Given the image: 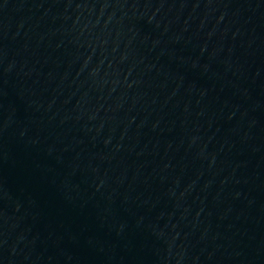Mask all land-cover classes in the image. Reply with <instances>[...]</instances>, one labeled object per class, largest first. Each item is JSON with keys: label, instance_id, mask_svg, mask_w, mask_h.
Listing matches in <instances>:
<instances>
[{"label": "water", "instance_id": "obj_1", "mask_svg": "<svg viewBox=\"0 0 264 264\" xmlns=\"http://www.w3.org/2000/svg\"><path fill=\"white\" fill-rule=\"evenodd\" d=\"M0 264H264V0H0Z\"/></svg>", "mask_w": 264, "mask_h": 264}]
</instances>
